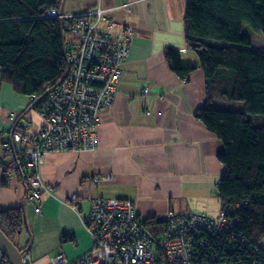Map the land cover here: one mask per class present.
I'll list each match as a JSON object with an SVG mask.
<instances>
[{"label": "crops", "instance_id": "crops-1", "mask_svg": "<svg viewBox=\"0 0 264 264\" xmlns=\"http://www.w3.org/2000/svg\"><path fill=\"white\" fill-rule=\"evenodd\" d=\"M187 1L63 0L59 12L98 5L117 24L113 31L128 25L133 34L115 95L98 113L95 147L46 154L39 175L47 191L36 202L27 198L17 171L19 146L12 134L24 126L37 130L42 118L30 96L0 80V210L23 206L30 236L19 234L15 242L30 254L28 264H52L57 253L75 259L90 250L82 218L93 195L130 199L138 216L218 215L216 185L224 167L217 155L223 145L194 115L206 95L198 55L185 41ZM167 48L183 65L194 66L187 81L169 68ZM218 99L210 101L212 108Z\"/></svg>", "mask_w": 264, "mask_h": 264}, {"label": "trees", "instance_id": "trees-1", "mask_svg": "<svg viewBox=\"0 0 264 264\" xmlns=\"http://www.w3.org/2000/svg\"><path fill=\"white\" fill-rule=\"evenodd\" d=\"M62 2L0 0V80L17 93L35 94L34 108L68 68L63 22L43 16L49 7L59 10ZM244 23L264 36V0H188L185 4V41L198 55L206 95L194 115L223 145L217 155L224 167L216 185L220 208L238 205L229 216L238 219L233 231L258 249V260L264 264V47L252 45L248 35L241 33ZM164 56L169 68L187 81L194 66L183 65L172 49L167 48ZM214 98L241 101L243 110L212 108ZM21 166L18 157L17 171L25 185ZM138 220L154 243L164 236L166 217L149 214ZM24 225L22 206L0 210V229L15 244Z\"/></svg>", "mask_w": 264, "mask_h": 264}, {"label": "built area", "instance_id": "built-area-1", "mask_svg": "<svg viewBox=\"0 0 264 264\" xmlns=\"http://www.w3.org/2000/svg\"><path fill=\"white\" fill-rule=\"evenodd\" d=\"M43 16L57 17L63 22L68 68L60 82L35 107L42 118L41 126L37 130L24 126L12 134L13 142L19 146L27 198L35 202L47 191L39 175L46 154L95 147L98 113L115 95L133 34L128 25L117 26V31H113L117 24L98 5L71 14L49 7ZM34 97L35 94L30 96ZM76 197L77 194L69 199L73 207L77 206ZM237 206H222L215 218L201 213L169 212L164 236L154 243L143 230L132 200L93 195L82 218L92 238V247L75 259L57 253L51 263L260 264L258 249L233 231L238 219L229 216ZM29 260L30 254L24 251L23 264ZM0 264H8L1 248Z\"/></svg>", "mask_w": 264, "mask_h": 264}, {"label": "rangeland", "instance_id": "rangeland-1", "mask_svg": "<svg viewBox=\"0 0 264 264\" xmlns=\"http://www.w3.org/2000/svg\"><path fill=\"white\" fill-rule=\"evenodd\" d=\"M241 33L244 35H248L252 45L264 47L263 34L260 32L253 31L247 23L243 24ZM213 102H214L213 105H215L214 107H217V109H229V110H239V111L243 110V103L241 101H234V100L222 98V99L215 100ZM19 236H21V238L23 236H25L26 238L27 237L29 238L30 231L26 229L25 225L23 226L22 232L20 233ZM261 244L264 246V238H262Z\"/></svg>", "mask_w": 264, "mask_h": 264}, {"label": "water", "instance_id": "water-1", "mask_svg": "<svg viewBox=\"0 0 264 264\" xmlns=\"http://www.w3.org/2000/svg\"><path fill=\"white\" fill-rule=\"evenodd\" d=\"M62 46H63V50H64V44H62ZM54 87H52L49 91H51ZM22 208H23V206H22ZM23 213H24V209H23ZM24 217H25V215H24ZM24 221H25V218H24ZM20 233H21V231L19 230L18 234H20ZM29 244H30V242L28 241V245ZM0 248L3 251L4 256L6 257L8 264H23L22 254L26 250L20 251L18 246L13 241L9 240L5 236V234L1 231V229H0Z\"/></svg>", "mask_w": 264, "mask_h": 264}]
</instances>
